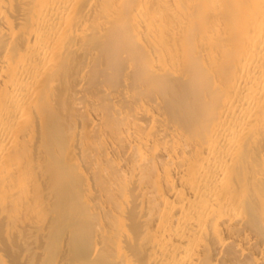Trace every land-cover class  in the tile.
<instances>
[{
  "label": "bare ground",
  "instance_id": "1",
  "mask_svg": "<svg viewBox=\"0 0 264 264\" xmlns=\"http://www.w3.org/2000/svg\"><path fill=\"white\" fill-rule=\"evenodd\" d=\"M0 264H264V0H0Z\"/></svg>",
  "mask_w": 264,
  "mask_h": 264
}]
</instances>
